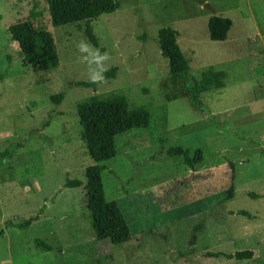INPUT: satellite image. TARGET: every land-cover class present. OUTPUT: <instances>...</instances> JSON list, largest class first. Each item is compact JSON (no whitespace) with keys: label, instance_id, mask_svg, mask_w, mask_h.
Segmentation results:
<instances>
[{"label":"rangeland","instance_id":"374dc122","mask_svg":"<svg viewBox=\"0 0 264 264\" xmlns=\"http://www.w3.org/2000/svg\"><path fill=\"white\" fill-rule=\"evenodd\" d=\"M114 1L118 9L90 21L110 57L106 79L78 88L72 83L89 82L77 49L88 41L85 22L52 27L43 0H0V264H264V0ZM211 16L230 20L224 41H209ZM22 21L50 33L55 69L22 65L7 32ZM165 26L178 34L186 86L207 69L225 74L221 90L201 96L203 112L190 108L186 86L164 88L156 39ZM108 93L149 114L148 126L116 136V156L99 164L104 199L129 230L120 246L95 240L82 187H64L65 179L83 183L93 164L75 104ZM172 93L179 97L166 100ZM174 147L200 150L201 162L190 169L168 157ZM36 239L53 250L35 249ZM245 250L251 259L211 256Z\"/></svg>","mask_w":264,"mask_h":264},{"label":"trees","instance_id":"16d2710c","mask_svg":"<svg viewBox=\"0 0 264 264\" xmlns=\"http://www.w3.org/2000/svg\"><path fill=\"white\" fill-rule=\"evenodd\" d=\"M47 7L49 21L52 27H59L78 22H85L84 36L91 45L97 48V40L92 34L90 21L101 15L113 13L118 9V3L114 0H43ZM231 26L227 18L211 16L206 21L207 37L209 41L221 42ZM10 39L16 43L22 65L28 66L34 71L53 70L58 65V56L54 41L49 32L42 28H36L30 21H22L7 27ZM177 32L169 26L157 31L156 44L161 57L166 60L168 86L180 85L184 89L186 80L184 73L188 70V64L182 55L176 40ZM113 75V69L108 72ZM225 74L222 71L207 69L201 72L198 78H192L186 86V99L193 110H204L201 100L203 94L219 91L224 87ZM73 87L94 88L95 83L76 81ZM63 94L57 93L50 96L53 104H59ZM178 94L166 95V100H175ZM75 116L80 129V141L86 155L93 162L83 170V183L79 180L65 179L64 187H82L83 202L89 215L90 229L95 240H107L111 245L120 246L129 239V230L115 202L104 199L101 185V171L104 166L100 162L114 158L117 154L114 139L116 136L132 129H144L149 123L148 111L143 107H129L125 97L118 93H108L103 96H91L75 104ZM47 125V123H45ZM264 155V151L260 150ZM168 157L180 156L185 165L192 169L201 162L200 150L189 153L180 147L170 148L166 151ZM255 197L254 195H250ZM246 215L245 212H238ZM35 219V218H34ZM33 218H28L23 223L16 224L19 229L26 228ZM200 229L195 226L193 231ZM195 236L192 235L190 244H193ZM37 250L47 252L53 247L34 240ZM210 255V254H208ZM212 257L221 256L226 259L249 260L252 252L249 250L235 252L233 254H211Z\"/></svg>","mask_w":264,"mask_h":264},{"label":"clouds","instance_id":"9594fccd","mask_svg":"<svg viewBox=\"0 0 264 264\" xmlns=\"http://www.w3.org/2000/svg\"><path fill=\"white\" fill-rule=\"evenodd\" d=\"M78 51L82 54V60L88 65V81L100 84L106 79L105 72L109 70L106 61L110 58L107 52L101 53L98 48H94L88 41L80 40L77 44ZM87 53V55H83Z\"/></svg>","mask_w":264,"mask_h":264}]
</instances>
